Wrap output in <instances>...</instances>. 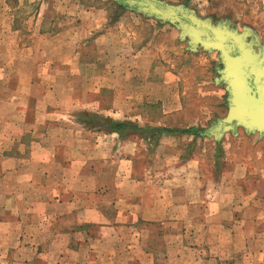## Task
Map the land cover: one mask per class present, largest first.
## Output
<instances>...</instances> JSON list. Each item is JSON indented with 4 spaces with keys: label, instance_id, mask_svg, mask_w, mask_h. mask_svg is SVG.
<instances>
[{
    "label": "crops",
    "instance_id": "crops-1",
    "mask_svg": "<svg viewBox=\"0 0 264 264\" xmlns=\"http://www.w3.org/2000/svg\"><path fill=\"white\" fill-rule=\"evenodd\" d=\"M72 6L0 0V41L25 42L0 67V104L17 114L0 147V264H264V137L214 140L219 173L192 146L206 132L89 129L83 112L152 128L149 106L157 122L180 119L191 87L154 21Z\"/></svg>",
    "mask_w": 264,
    "mask_h": 264
},
{
    "label": "rangeland",
    "instance_id": "rangeland-1",
    "mask_svg": "<svg viewBox=\"0 0 264 264\" xmlns=\"http://www.w3.org/2000/svg\"><path fill=\"white\" fill-rule=\"evenodd\" d=\"M15 2L16 0H10ZM61 4L64 0H57ZM67 1V0H66ZM172 5H186L187 7L194 9L198 16L201 18H210L215 23L228 22L231 26L237 28L239 31L247 29L253 34L258 36L261 40V44L264 45V1L263 0H162ZM73 5V11H76L77 5L82 4L83 7L89 8H102L108 12L112 19L120 20L122 17H144L155 22L161 32L158 36V42L164 44L165 49L168 50L170 55V63H167L172 70H176L180 75L181 80H188V86L191 87L190 95L185 101L186 111L180 117V119L170 120H156L161 118L162 115L156 107H147L145 112L149 116V120L145 121L144 125L169 127L173 129H186L192 127L193 123L198 125V128L204 130L206 133H210L211 128L222 118L227 115L228 111V93L225 88V84L222 82L215 83V79L219 78L216 71L219 65V54L217 52L208 53L203 50H199L197 53L188 52L187 40L180 39V30L169 22H161L155 18L149 17L142 12H139V8H130L126 3L116 0H70ZM37 1L29 3L24 10V13L20 15L19 26L20 31H25L26 21L25 18L29 15L33 9H35ZM129 12L132 13L129 14ZM27 27V26H26ZM25 42L21 40L0 41V67L6 65V61L13 60L12 63L18 59L14 58L22 55V45ZM188 52V53H187ZM11 55L7 56V55ZM188 56L189 60L186 59ZM184 60V64H182ZM20 63V59H19ZM17 66V64H15ZM219 68V67H218ZM3 81V80H2ZM0 91H5V86L1 84ZM108 98V96H107ZM105 106V105H104ZM111 109V105L109 106ZM5 104H0V147L11 146L13 137H11V128L6 129L9 118L16 116L12 110ZM21 110V107H18ZM29 112L31 113V121L35 117V105L30 106ZM13 119V123L16 121L21 123L22 118L16 120ZM12 122V121H10ZM9 122V123H10ZM160 124V125H158ZM16 127V126H14ZM59 127L64 128V124ZM69 127V126H67ZM15 132V131H14ZM238 132H242L239 129ZM9 133V136L7 135ZM239 136V135H238ZM235 137L232 133H227V137L222 138V142L235 144ZM214 137H210L207 140L201 141V143L192 142L193 149L197 151L200 147L205 149V159L207 164L219 173L229 170V166L222 163L219 158H223L225 152L219 146L216 145ZM188 144L191 145L189 142ZM223 148V146H221ZM1 154V153H0ZM215 156V157H214ZM0 156V165H1ZM217 162V164L215 163ZM216 164V165H215ZM214 170V171H215ZM0 169V175H2ZM6 178L0 176V199L3 200L5 196V180ZM4 201H0V208L3 209ZM5 264V263H3Z\"/></svg>",
    "mask_w": 264,
    "mask_h": 264
},
{
    "label": "water",
    "instance_id": "water-1",
    "mask_svg": "<svg viewBox=\"0 0 264 264\" xmlns=\"http://www.w3.org/2000/svg\"><path fill=\"white\" fill-rule=\"evenodd\" d=\"M161 22L174 24L188 48L217 52L220 57L219 82L228 93L227 115L211 128L210 136L221 141L239 129L264 137V45L258 36L239 31L228 22L201 18L186 5L162 0H116Z\"/></svg>",
    "mask_w": 264,
    "mask_h": 264
},
{
    "label": "trees",
    "instance_id": "trees-1",
    "mask_svg": "<svg viewBox=\"0 0 264 264\" xmlns=\"http://www.w3.org/2000/svg\"><path fill=\"white\" fill-rule=\"evenodd\" d=\"M82 122L89 128V129H99V130H107V131H128V130H155L158 132H165V133H176L181 132L183 134H191L195 137H201L204 130H201L197 127H190L186 129H173L169 127H157L152 128L148 126H141L138 123H126V122H118L110 118H103L96 115H90L88 113H81ZM197 138H195L196 140ZM195 142V141H194Z\"/></svg>",
    "mask_w": 264,
    "mask_h": 264
}]
</instances>
